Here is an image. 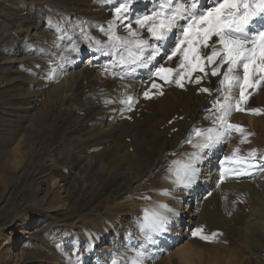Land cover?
<instances>
[{"label":"rangeland","instance_id":"obj_1","mask_svg":"<svg viewBox=\"0 0 264 264\" xmlns=\"http://www.w3.org/2000/svg\"><path fill=\"white\" fill-rule=\"evenodd\" d=\"M52 1L0 0V264H90L97 259L95 257L96 250H101V247L91 246L89 243L91 238L89 232H85L83 237L78 233L81 231L77 230L78 232H73L71 225L74 222H78L80 224H78L77 228L80 227L82 225L81 217L87 212L94 209L101 212V209L105 205V198L110 193H116V185L121 180L116 172L119 165L117 166V163L114 164L116 150L115 152L114 149L110 150V146H108L104 159H107L111 163V172L107 173L103 171L99 165L94 166L95 168L91 167L89 169L91 174L88 184L83 183V180H81L80 161L75 153H72L71 157L67 158L63 154L61 155V150L66 148L69 150V144L76 143L75 139L78 135L82 134L80 136L82 140L84 136L89 135L85 127L98 116V112L104 104H100L98 107H95V105H85L86 108L73 112L70 105L73 106L74 104H69L71 103L70 100H66L65 104L69 105L65 109L70 110L64 112L62 105L67 93L59 92L58 94H54L53 91H50L51 93L48 94L46 92L48 90L47 87H50L55 80L60 82V79H63V81L65 79L63 77L65 70L63 69L64 65L61 64V54L57 56V59L52 58L50 61L48 60L56 53L54 42L59 39L60 41H64V37L68 35L67 30L69 31L70 29L64 25V22L61 23L58 15L64 16L66 23H70V21L73 23L72 21H75V19L83 18L84 20L82 21L80 19L78 22H74V28L77 32L79 31L77 35L82 33L80 37L84 35L88 40L86 30L91 29L93 33L91 37L95 39L93 40L95 44L97 41L101 44H107L109 38L105 35L104 31L99 35L97 33L95 35L96 29L92 26L94 23L90 21L94 20L92 13L96 12V10L90 9L94 8L97 4L95 0H54L53 5ZM46 4H48V7L45 9ZM109 4V7H107L109 16L106 20L113 22L116 4L112 5L113 0ZM54 5L57 7H53V9L52 6ZM51 8L56 14L50 11ZM35 16V21H38L37 23H39L40 27L38 30L31 28V30H27L26 32L18 28L16 23L18 19H31ZM133 17L134 14L130 19ZM104 19V16L96 17V20L102 23L101 25L106 21ZM83 25L84 27H80ZM3 27L9 28L14 38H16L15 44H17L18 49L24 50L26 58L23 61L18 59L20 53L15 55V50L7 47L2 42L6 38ZM137 27L135 20H132V28L137 29ZM57 32L61 33L59 37L56 36ZM125 33H127V30ZM77 35H74L76 39H73L72 45H77ZM54 36L57 38H54ZM148 37L149 34L145 38ZM86 56L88 54L82 57L85 62L87 61ZM102 57L106 56L101 55L100 62L97 65L88 64L86 66L87 68H85L84 72L86 76L75 87L76 92H78L77 96L80 98L78 101L81 103L88 100V89H91L89 83L93 79V75L89 71L90 68L96 69L102 66L104 69L102 72L104 77L103 79H99L102 84V87L98 88L99 91L104 88L103 86H105V81L108 78L112 79L114 77L113 73L124 70L126 73H129V76L131 73V76L136 74L133 71L136 65H132L127 69L123 66L122 68L110 67L106 72L105 66L110 64V58L107 56L106 60ZM178 60L177 58L176 61L179 63ZM192 75L194 78L200 75V73L195 72ZM33 76L39 80L38 84L40 85L33 84ZM175 78H178L175 74L169 77L170 80H174ZM221 78L208 77L204 80L210 83V86L215 87ZM210 79L216 80L215 82H210ZM250 81L255 82L257 86L245 90L247 99L244 102L247 103L249 110L246 112L252 115L253 118H262L264 120V80H261L260 74H257L254 77H250ZM43 82H48L47 86L46 84L44 86ZM153 82L159 85V87L153 88ZM184 83L185 87L194 84L189 83L187 80ZM147 85L151 99L157 93L167 90V88L181 89L183 94V98L180 99L181 104L179 103L174 108L172 115L174 116V136H164L161 140L153 138L155 142L154 147H157L159 151L165 152L166 155L177 154L179 146L176 143L180 140V137H183L184 131L191 125V115L200 106L206 94L199 91L202 87L201 84H194L196 85L195 89L197 93L190 96L183 91L185 87L181 88L175 82L169 83L157 76L149 80ZM28 99L30 100L28 101ZM77 118L80 119L77 120ZM192 124L195 128L199 129L214 127L211 122ZM215 127L217 129V125ZM240 128L242 131L236 130L237 137L234 146L232 145L233 147L225 149L226 153L223 158L229 157L228 160L224 159L227 164L225 167L228 171V174L226 173L225 176L226 178L231 177L229 176L230 169L235 170L251 164V169L246 170L251 171L255 168L253 165L258 164L261 166L264 163V129L262 131L260 129L254 133H247V127L241 126ZM24 133H26V136H24L25 142L22 146V152L19 154L21 156H19V159L16 156L17 158L15 159L14 151H16L18 136L24 135ZM105 142L103 135L98 140L86 141L82 147V151L87 149L90 150L88 152H91L96 150L101 143ZM251 153H254V156L250 155ZM51 154L60 156L58 165H54L51 161ZM141 154L145 160L147 159V162L150 161L152 163L155 161L157 155L143 152ZM258 165L256 166L257 168ZM262 172L259 170V175L260 173L261 175L258 176V180L253 181L255 183L260 181L257 184L261 186L264 183V174ZM52 177H58V187L52 188V192L48 193L49 195L44 202L37 201L36 195L38 194V199L44 197V192L50 187ZM64 178L70 181L75 180L72 187L74 189H66L65 191L58 189L59 186L62 187L64 183L62 180ZM258 185L252 189V192L255 194V197L263 201L264 190L260 191L261 186ZM49 190L51 189L49 188ZM228 190L229 188L223 185L215 200L210 202L212 200L209 199V204L205 208L197 228H203V234L208 236L212 243L216 241L222 243L225 239H229L227 246L235 248L237 244L234 239H231L227 229L229 226L232 227V223L233 225L235 224L236 218L234 214L237 208L243 214L251 213L249 210L250 203L246 201L247 204H245L246 202L244 203L240 197H237L234 193L230 192L231 190ZM249 191L251 192V190ZM152 194L150 193L149 200L153 198ZM248 195L250 193L246 192L243 197L246 198ZM212 197L214 196L212 195ZM218 207L219 209H217ZM120 214L118 212L115 216L107 220L104 219L102 223L95 222L96 227L100 228L96 230L102 231V229H107L108 227H116L118 230L123 225ZM251 218L247 215V221L252 222L254 218ZM143 224H141L142 233L146 235L147 231L143 228ZM89 225L91 226L90 223ZM92 232L95 236L96 233L93 230ZM114 232L118 234L117 231ZM6 238L11 239L16 248L10 249L11 247H9V242ZM70 240H72V244L68 247L67 243ZM194 240L198 246L204 241L199 237H194ZM104 242L100 241L99 246L100 244L102 246ZM241 251V255L248 254V251H245V249ZM19 253H21L23 258L17 262L15 254ZM259 254L264 256L263 252H259ZM121 261L122 258H114L115 264H119ZM258 263L260 264L259 257L254 255H250V259L246 262V264Z\"/></svg>","mask_w":264,"mask_h":264},{"label":"bare ground","instance_id":"obj_2","mask_svg":"<svg viewBox=\"0 0 264 264\" xmlns=\"http://www.w3.org/2000/svg\"><path fill=\"white\" fill-rule=\"evenodd\" d=\"M95 1L97 4L94 8L90 9L96 10V12L92 13L94 20L90 21L94 23L92 26L96 29L95 35L96 33L99 35L102 33L101 29L107 30L110 27V22L106 19L109 16L107 7H109L111 0ZM54 2V0L51 2L52 5ZM211 3L212 0H201L203 6L210 5ZM115 4H118V0H113L112 5ZM47 7L48 4H46L45 9ZM53 7L56 8L57 6L54 5L52 8ZM153 7L154 0H132L130 12L128 14L129 18L134 14V19L132 18L131 20H135V17L138 15L150 13ZM52 8L50 11L56 14L53 10L54 8ZM98 16L105 17L104 21H106L103 25H101L102 23H100L99 20H96ZM58 17L61 19V23L64 22V25L70 29L69 31L67 30L68 35L64 37V41H60V39L54 40L56 55L54 54V56L50 57L48 60L50 61L52 58L57 59V56L61 54V64L64 65L63 69L65 70V75H63V77L65 79L64 81L60 79V82L55 80L50 87H47L48 90H46V92H48V94L51 93L50 91H53L54 94H58L59 92L67 93L63 99L62 105V108L64 107V112L70 110L65 109L69 104H74L73 106L70 105L73 112L86 108L85 105H95V107L100 106V104L105 105L101 106L102 108L99 110L98 116L91 123L86 125L85 130L89 135L84 136L83 140L80 138L82 134L78 135L75 139L76 143L73 142L69 144V150L67 148L61 150V155L63 154V156L67 158L71 157L70 155L72 153H75L80 161L79 170L81 172V180H83V183L88 184L91 174L89 169L91 167L95 168L99 165L103 171L107 173L111 172V163L107 159H104L106 156L105 153L108 151V146H110V150L114 149V152L116 150L114 164L117 163V166L119 165L116 172L121 178L116 185V193H110L105 198V205L103 209H101V212L94 209L93 211L85 213L81 217L83 226L81 225L77 228L78 224H80L78 222H74V224L71 225V230H73V232H78L77 230L81 231L78 233L83 237L85 232H89L91 236L89 243L91 246L95 245L97 248L101 247V250H96L95 257H97V259L90 264H115L114 258L116 257L122 258L119 264H130V262L136 258L138 252L143 253V264H246L250 259V255L259 257L260 264H264V256L259 254V252L264 253V200H259L252 192V189L255 186L257 187L260 182L257 181L258 184L257 182H253L254 180H258V176L261 175V173L259 175V170L263 171L262 173L264 174V163L261 166L255 163L258 165V168L256 167L257 165H253L255 168L251 171H246L251 169L248 165L235 170L230 169L229 176L231 177H227V179L225 177L226 173L228 174L227 168L225 167L227 164L223 157L226 153L225 149L233 147L236 143L235 140L237 135L236 130L228 129L225 132L218 124L216 130L224 132V135L221 142L211 150H201L196 146L202 142V137L192 135V142H186L193 129H196L192 123H213L216 113L214 111H209V109L211 108L215 93L212 95L205 93L206 95L200 103V106L191 115V125L184 131L183 137H180V140L176 143L179 146L177 154L166 155L165 152L159 151L157 147H154L155 142L153 138L161 140L164 136H174L173 110L179 105L180 99L183 98L180 88H167L162 94L157 93L152 99L145 98L144 96V92L148 91V81L155 76L154 73L158 66L177 67L178 62L176 59L178 57L170 62H168L166 58V50L171 48L173 41L170 40L165 48L161 50V55L154 59V64L151 62L146 66L136 65V67L133 68V71H135L134 73H136H133L134 76H131L132 73L130 76L129 73L125 75L124 70H121L122 72L113 73L116 75H114L112 79L106 78V83L104 82L105 86H103L104 88L101 91L98 90L102 85L99 79H103L104 75L102 72L104 69L102 66L96 69L90 68L89 71L93 75V79L89 83L91 89H88V100L81 103L78 101L80 98L77 96L78 92H76L75 87H77V85L80 84L79 82L86 76L84 74L85 68H87L86 66L88 64L97 65L100 62L102 54L99 55L100 53L94 50L93 46L95 42L93 40L95 39L91 37L93 34L91 29L86 30V37L88 40L84 35L80 37L82 33L77 35L79 31L77 32L74 28V22L76 23L80 19V21H82L84 20L83 18L78 20L75 19V21H72L73 23H71V21L70 23H66L64 16L58 15ZM33 18L18 19L16 21L18 28L26 32L27 30H31V28L38 30L40 28L39 23L35 21L36 16ZM80 27H84V25ZM112 27L116 34L119 33V36H126V29L119 21H115ZM3 28L6 33V38L2 42L6 44L7 47L15 50V55L20 53L18 59L23 61L26 58L24 50L18 49L17 44H15L16 38H14L9 28ZM142 32L145 38L148 33L143 30ZM60 35L61 33H56L57 37ZM74 35L78 36V40L76 41V43L78 42L77 45H72L71 43L73 39H76ZM56 36H54V38H57ZM85 54H88V56H86V62L82 58ZM106 57L102 58L106 59ZM119 68H122V66ZM237 74L242 75V71H238ZM257 74L259 75V72H257L256 75ZM215 80L216 79H210V82H215ZM32 81L34 85L39 83V80H37L35 76H33ZM47 83L48 82H43L44 86L45 84L47 86ZM201 85L209 89L214 87L210 86V83L205 80L201 82ZM217 87H219V81L216 83L214 89ZM195 88L196 85L191 84L185 87L183 91L191 96L197 93ZM231 95L239 98L238 89L233 88ZM127 97L132 98L131 110H129L128 104L121 102ZM29 100L30 99H28V101ZM66 100H70L71 103L65 104ZM240 108H242L243 111H233L228 116L227 121L229 124L247 127V133H254L258 132L260 129L261 131L264 129V120L262 118H253L252 115L248 114V106L244 100L240 101ZM79 119L80 118H77V120ZM102 135L103 139L106 141L105 143L99 144L100 146L97 144V149L91 152H88L90 150L87 149L82 151V147L85 145L86 141L98 140ZM24 136H26V133L18 136L16 151H14L15 159L17 157V159H19V156H21L19 154L22 152V146L25 142ZM142 152L153 155L157 154L155 161L153 163L150 161L147 162V159L145 160L143 158ZM193 153H201V155L200 157H194L192 155ZM50 156L53 164L58 165L60 156L58 157L55 154H51ZM186 164H192L199 170L196 182L188 188L183 187V185L177 181V176L182 173L183 166ZM112 166L114 167V165ZM222 175L224 177L223 180L220 179ZM62 181L64 183L62 187L59 186L58 189L61 191L74 189L72 187L75 180L70 181L64 178ZM223 185L224 187L227 186V188L231 190L230 192L234 193L237 197H240L244 203L246 201L249 202V210L251 213L243 214L238 208L235 210V224L233 225L232 223V227L229 226L227 229L231 239H234L237 244L235 248L227 246L229 239H225L222 243L217 241L212 243L210 240H201L202 243L198 246L192 236V232L198 227L204 210L209 204V199L212 200L210 202H213ZM56 186L58 187V177H52L49 187L51 190L47 188L42 199H38L37 194L36 200L44 202L49 195L48 193L52 192V188ZM249 190H251V192ZM263 190L264 183L260 187V191ZM246 192L250 193V195L244 198L243 195L246 194ZM150 193H153V198L149 200ZM209 193H211V195H209ZM212 195L214 197H212ZM247 202L245 204H247ZM161 205H167L168 208L178 213V215H173L161 209ZM217 209H219V207ZM152 211H159L167 215L169 219L166 225V231L154 233L149 237L147 232L146 235L142 233L141 224L144 223L145 213ZM118 212L121 213L120 219H122L121 223L123 224L118 230L116 227H108L107 229H102V231L96 230L99 227H96L95 222L102 223L104 219L107 220L115 216ZM247 215H249L250 218L251 216L254 218H251L253 220L252 222L247 221ZM223 223L225 222L223 221ZM88 227L90 228L87 229ZM92 230L96 233L95 236ZM114 231H117L118 234ZM6 239L9 242V247H11L10 249L16 248L11 239ZM71 241L72 240L67 243L68 247L72 244ZM100 241H105L102 246L101 244L99 246ZM152 241H154V243ZM244 249L248 251L247 255H241V250ZM15 255L17 262L22 260L23 256L21 253Z\"/></svg>","mask_w":264,"mask_h":264},{"label":"snow or ice","instance_id":"obj_3","mask_svg":"<svg viewBox=\"0 0 264 264\" xmlns=\"http://www.w3.org/2000/svg\"><path fill=\"white\" fill-rule=\"evenodd\" d=\"M131 4L132 0H118L114 7V21L110 22L107 30L101 29L108 36V43L97 41L93 46L96 52L110 58L105 71L110 67L146 66L161 55V50L172 40L171 48L166 50V58L172 61L178 57L179 63L176 68L158 66L155 76L169 83L175 82L181 88L185 87V80L199 85L208 77H222L219 87L199 89L210 95L215 93L209 109L216 113L214 127L193 129L186 142H192V135L202 137V142L196 146L201 150H211L224 135V132L216 130L217 123L225 132L228 129L242 131L239 125L229 124L227 118L233 111H243L240 101L247 99L245 90L257 86L250 77L259 72L261 80H264V0H212L207 6H203L201 0H154L150 13L135 17L137 29L132 28L128 15ZM115 21L127 30L126 36L115 33L112 27ZM142 30L149 34L148 38L143 37ZM238 71H242V75L237 74ZM195 72L200 75L193 78ZM173 74L178 78L170 80ZM152 87L158 88L159 85L153 82ZM233 88L238 89L239 98L231 95ZM144 96L151 98L149 91H145ZM121 102L128 104L131 110V97ZM192 155L200 157L201 153ZM250 155L254 156V153ZM198 171L194 165L186 164L177 181L185 188L191 187L196 182ZM220 179H224L223 175ZM160 208L178 215L167 205ZM168 219L159 211L146 212L143 228L151 237L154 233L166 231ZM192 236L206 241L210 239L203 234V228H196ZM142 256L143 253L138 252L130 264H143Z\"/></svg>","mask_w":264,"mask_h":264}]
</instances>
